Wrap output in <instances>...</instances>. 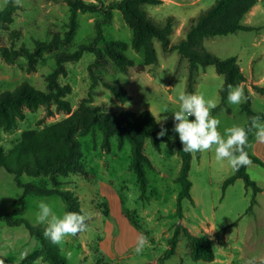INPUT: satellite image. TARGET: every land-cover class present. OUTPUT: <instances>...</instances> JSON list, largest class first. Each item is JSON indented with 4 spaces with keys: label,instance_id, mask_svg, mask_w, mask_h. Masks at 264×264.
<instances>
[{
    "label": "rangeland",
    "instance_id": "rangeland-1",
    "mask_svg": "<svg viewBox=\"0 0 264 264\" xmlns=\"http://www.w3.org/2000/svg\"><path fill=\"white\" fill-rule=\"evenodd\" d=\"M19 8L0 29V37L7 43V34L11 29L21 31L17 45L33 47L34 40H51L58 35L63 38L68 30L70 8L65 0H13ZM86 2L107 5L113 0H84ZM215 0H162L157 5H145L148 16L158 25H164L167 16H172V31L169 34L170 45H175L185 37L193 19L214 3ZM7 0H0V10ZM256 5V4H255ZM99 14L77 11L73 38L60 43L52 51L44 52L37 58L22 56L13 62L6 61L0 55V93L12 91L26 81L39 90L47 89L46 78L57 68L56 54L61 51H73L79 44L89 42L96 33L95 20ZM242 23L255 29L239 30L226 35L208 36L203 39L205 49L218 57L236 56L242 73L253 79L244 81V86L257 81L264 88V0H258L257 6L247 12ZM103 46L109 40H122L128 43L125 56L134 61L127 71L115 67L112 63L98 68L95 73L98 84L95 87L93 103L119 112L129 110L140 113L148 110L155 121H172V112L178 107L180 92L201 93L207 100L220 104L219 90L224 77L216 71L214 65L200 67L195 76L193 92L187 89L188 61L175 49L164 51L159 40L154 39L158 62L148 65L143 72H136V65L143 60L142 50L131 47L132 30L125 23L119 10H112L108 23L101 25ZM95 59L93 53H83L74 62H65L63 71L57 74L60 84H69L71 91L66 95L71 111L78 108L81 100L88 96L92 79L88 66ZM117 82L125 88L129 99L121 101L103 82ZM245 97H246V89ZM239 105H232L226 99L211 114L221 121L220 130L226 126L239 124L247 126L248 119ZM250 107L264 116V94L255 90L250 93ZM167 108L168 111H164ZM163 111V112H162ZM24 117L16 125L4 130L0 125V147L5 151L26 138L30 133L56 122L69 113L54 103L42 104L30 110L24 109ZM167 119H162L163 117ZM161 118V119H159ZM193 117H189L192 119ZM264 119V117H263ZM80 144L81 161L86 175L71 173L68 176L49 175L39 177L23 174L20 180L49 188L57 187L71 190L79 199L80 208L90 215L86 231L69 235L57 244L61 255L71 264H246L251 256L264 258V165L250 162L246 172L259 187L254 193L246 186L242 178L223 187V181L234 171L226 161H217L214 151L191 153L189 179L192 183V199L183 198L181 207L183 218L176 212L177 195L180 185L175 178L180 167L174 139L162 142L155 149L149 138H144L143 150L149 157L151 166L145 165L148 180L145 195L136 181V175L130 167L131 145L125 139L118 146V136L110 138V150L102 147V131L94 129L86 135L77 133ZM247 152L264 162V143L249 134ZM23 195V189L16 184L14 175L0 166V264H46L40 254V244L29 235L23 225L11 226L1 220L15 206V200ZM252 197L255 203L248 211ZM47 201L53 211L62 214L66 211L64 201L58 195H26L23 208L16 217L28 219L33 224L37 205ZM18 205V204H17ZM181 221L196 235H204L211 243L215 261L193 260L190 256L191 244L180 235L177 250L171 257L160 260L167 247L168 235H172L175 225ZM145 234L149 245L140 253L134 251L137 237ZM115 256L110 257V254Z\"/></svg>",
    "mask_w": 264,
    "mask_h": 264
},
{
    "label": "trees",
    "instance_id": "trees-1",
    "mask_svg": "<svg viewBox=\"0 0 264 264\" xmlns=\"http://www.w3.org/2000/svg\"><path fill=\"white\" fill-rule=\"evenodd\" d=\"M70 8L68 30L63 38L58 35L51 40H34L33 47L17 45L21 37V31L11 29L7 34V43L0 37V55L8 62H13L22 56L37 58L44 52L52 51L62 42H68L73 38L77 27V11L99 14L95 20L96 33L87 43L79 44L73 51H61L55 56L57 68L47 76V89L39 90L30 83L23 81L14 90L0 93V125L4 130L14 127L24 117V109L33 110L42 104L54 103L58 108L69 113L66 117L46 125L32 133L23 140L18 141L14 147L5 151L0 147V166L14 175L16 184L23 189V195L15 200V206L1 220L8 225H23L30 236L34 237L40 244V254L46 264H71L65 256L59 252L57 244H53L43 235L44 225L33 224L28 219L16 217L15 214L23 208V199L26 195H58L65 203L66 211H80L78 197L71 190H63L57 187L49 188L43 185H34L20 180V176L27 174L33 177L49 175L54 179L57 175L68 176L71 173L86 175L84 164L81 161L80 144L75 135L80 133L86 135L98 128L102 131V147L105 151L110 150V138L118 136V146L121 147L127 139L131 145L130 167L136 175V181L142 196L147 189V177L145 165L151 166L149 157L144 153V138H149L152 146L159 150L162 142L174 139L178 155L180 156V167L175 178L180 185L177 195L176 212L178 217L183 218L181 200L192 199L190 189L192 183L189 179L191 153L183 151V146L178 134L173 131L174 121L159 123L148 110L136 113L129 110L114 112L104 106L93 103L95 87L98 78L95 71L112 63L120 70L127 71L134 65V61L128 59L124 51L128 43L122 40H109L103 46H98L102 40L101 25L108 23L112 16V10H119L125 23L131 28L132 36L130 45L136 50H142L143 60L136 65V72H143L148 65L158 62L154 39L159 40L162 49L169 51L175 49L188 61L187 89L193 92L195 76L200 67L214 65L216 71L223 75L224 81L219 90L221 102L213 110L222 106L228 95V84L240 85L246 81L236 56L221 58L207 51L203 45V39L208 36L226 35L239 30L248 31L255 29L252 25L242 23L244 15L249 12L258 0H215L205 10H202L186 32L175 45H170L169 34L172 31V16H167L164 25H158L148 16L145 5H157L162 0H113L107 5L103 3L86 2L84 0H65ZM19 8L13 0H7L6 5L0 10V29L7 28V23L12 20V15ZM93 53L95 59L88 66V72L92 83L88 90V96L83 98L75 110L71 111L70 103L66 95L70 93L69 84H60L57 74L63 71L65 62H74L81 58L83 53ZM108 87L121 101L129 99L125 88L117 82L104 81ZM254 89L264 94V88L254 85ZM241 111L247 116L248 123L252 117L260 115L261 112L253 111L250 107V94L246 91V101L241 104ZM161 126L167 129L164 136H158ZM246 126V127H247ZM247 151V150H246ZM197 156L200 152H195ZM250 162L264 165L257 156L248 152ZM237 178H242L246 186H251L254 193L259 187L251 180L246 172V166L233 172L224 179L223 187L232 184ZM255 203L252 197L248 211ZM18 204V205H17ZM184 235L191 244L190 256L193 260L211 261L214 259V251L211 241L204 235H196L181 221L175 225L173 234L167 240V248L160 260L167 259L176 253L178 239ZM100 264H109L102 262Z\"/></svg>",
    "mask_w": 264,
    "mask_h": 264
},
{
    "label": "clouds",
    "instance_id": "clouds-1",
    "mask_svg": "<svg viewBox=\"0 0 264 264\" xmlns=\"http://www.w3.org/2000/svg\"><path fill=\"white\" fill-rule=\"evenodd\" d=\"M227 100L232 105H239L246 99L241 85L228 84ZM178 107L172 112L174 121L173 131L178 134L185 152L214 151L217 161H226L232 171L250 163L246 148L249 144V134L264 143V119L260 115L254 116L246 127L239 124L226 126L220 130L221 121L211 114L216 107L215 102L207 100L201 93L180 92L177 98ZM164 111H168L165 108ZM163 112V111H162ZM189 117H193L189 119ZM161 119V118H159ZM162 119H167L163 117ZM167 129L161 126L158 136H164ZM90 215L80 211H64L57 214L47 201L41 200L37 205L35 220L44 225L43 235L53 244L61 243L67 236L86 231ZM148 237L141 233L135 242L134 251L140 253L149 245ZM246 264H264V258L251 256Z\"/></svg>",
    "mask_w": 264,
    "mask_h": 264
},
{
    "label": "crops",
    "instance_id": "crops-1",
    "mask_svg": "<svg viewBox=\"0 0 264 264\" xmlns=\"http://www.w3.org/2000/svg\"><path fill=\"white\" fill-rule=\"evenodd\" d=\"M257 6V3H256V5H254L253 7H252V9L253 8H255ZM251 11V10H250ZM183 38V37H182ZM240 69L242 70V68L240 67ZM245 76V75H244ZM246 77V76H245ZM247 79H253L252 78V75L250 76V77H246ZM244 83L245 82H242L240 85L243 87V88H245L246 89V91H248L249 92V94L252 92V91H254V89H252V85L250 86V85H247V86H244ZM253 83H254V85H258V82L257 81H253ZM259 86V85H258ZM87 176V175H86ZM182 224H183V226H185L186 227V225L182 222ZM172 235H168V238H170ZM66 238H70V236H67ZM168 238H167V240H168ZM179 240V239H178ZM178 245V244H177ZM167 248V247H166ZM176 250H177V248H176ZM112 256H115L114 254H110V257H112ZM216 260V257H214V259L212 260V261H215Z\"/></svg>",
    "mask_w": 264,
    "mask_h": 264
}]
</instances>
